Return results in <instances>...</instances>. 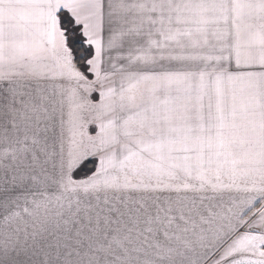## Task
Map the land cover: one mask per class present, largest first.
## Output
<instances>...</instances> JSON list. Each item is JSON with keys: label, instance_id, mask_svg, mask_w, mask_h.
<instances>
[{"label": "snow or ice", "instance_id": "1", "mask_svg": "<svg viewBox=\"0 0 264 264\" xmlns=\"http://www.w3.org/2000/svg\"><path fill=\"white\" fill-rule=\"evenodd\" d=\"M0 264H264V0H0Z\"/></svg>", "mask_w": 264, "mask_h": 264}]
</instances>
